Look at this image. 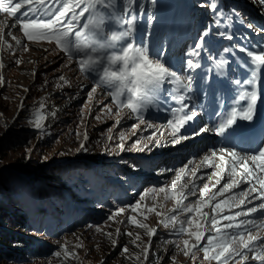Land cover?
I'll use <instances>...</instances> for the list:
<instances>
[{
  "label": "rangeland",
  "instance_id": "1",
  "mask_svg": "<svg viewBox=\"0 0 264 264\" xmlns=\"http://www.w3.org/2000/svg\"><path fill=\"white\" fill-rule=\"evenodd\" d=\"M159 1L163 4L166 0H157L155 3ZM154 11L156 9L152 8ZM182 13L181 24L185 27L186 35L190 36L193 19L190 20L185 10ZM0 15L14 21L7 13L0 12ZM153 20L154 17L151 18ZM220 24L226 25L223 20ZM8 31L11 30L5 28V38L13 47L9 49L0 45V61L5 65L4 69H0V75L6 80L5 84L0 85V214L14 209L27 213V228L13 229L29 240L27 246H20L19 249L15 246L20 245V242L15 240L0 245V264H141L144 246L141 242L149 240L145 231L108 218L118 207L133 204L146 189L165 185L171 189L175 169L162 177L161 181L146 183L148 186L133 194L128 201L118 200L114 190L129 172H139L137 163L141 157L163 148L156 146L154 141L159 139L162 142L164 131L147 124H141L138 129L133 128L139 121L130 120L128 116L116 124L115 109L113 113H108L104 108V105H110L107 96L98 90L89 99L88 93L92 86L85 85L74 68L65 67V64L73 62L67 61L63 54H58L53 44L27 41L22 32L12 28L11 32L28 44L29 50L25 51L7 36ZM44 49L51 51L46 52ZM16 59L21 61L19 65L14 63ZM60 75H64L70 83L60 81ZM56 102H64L62 110L42 124L43 130H38L31 122L38 121L39 113L46 112ZM21 103L23 107H20ZM85 132L88 135L86 141L83 140ZM121 136L124 137L123 141ZM82 142L86 150L78 151ZM121 142L127 150L117 148ZM138 148L144 150L139 151ZM184 160L176 169L188 164L189 169L194 170L195 158ZM92 161L99 165L93 166ZM196 161L199 162V157ZM191 162L193 165L189 164ZM189 169L181 174L185 179L176 178L178 189L191 178ZM214 170L217 171L211 167L204 170L205 173L198 174L196 183L202 187L208 182L209 189H212L217 180L212 175ZM228 179V176H224L215 190L218 191ZM240 190H225L223 195L216 197L215 203L221 199L238 203V199L242 198L239 196ZM210 193L212 191L206 195ZM198 196L197 191L196 197L189 199L194 201ZM146 203L149 206L154 203L156 210L164 214L176 206L171 198L165 199L164 193H158L154 201L149 193ZM3 204L4 207L1 206ZM224 210L226 214H232L241 209L234 207ZM143 213V209L140 215L128 210L116 220H124L129 214L137 215L138 219L153 227L164 219V216L158 217L153 212L148 213V219L144 220ZM180 219H184L183 214L178 216ZM5 224L9 227L8 223ZM96 226H100L102 231H97ZM117 228L121 229L119 235L115 231ZM257 231L252 229L253 235L264 234V229ZM108 232L112 233L111 239L105 235ZM125 232L133 235L129 237L124 235ZM137 233L141 236V241L137 242L140 248L131 243ZM183 239L188 237L180 238L181 248ZM111 240L116 241L115 246ZM165 240H176V237L161 226L152 240L150 255L145 264H173V256L174 264H215L204 261L201 252L196 253L195 260L189 259L172 244H166ZM77 244H83V247H76ZM124 246L129 248L126 254L122 253ZM9 247L16 251L5 255L4 250ZM65 247L69 252L77 253V256H65ZM56 252H60L61 256L56 257ZM137 253H141V261L135 259ZM248 264L255 262L249 260Z\"/></svg>",
  "mask_w": 264,
  "mask_h": 264
},
{
  "label": "snow or ice",
  "instance_id": "2",
  "mask_svg": "<svg viewBox=\"0 0 264 264\" xmlns=\"http://www.w3.org/2000/svg\"><path fill=\"white\" fill-rule=\"evenodd\" d=\"M258 2L264 4V0H258ZM199 6L207 7L216 17L213 24L217 26V35L228 40L233 39L231 32L220 31L218 25L221 20L227 25L228 21L236 15L235 10L225 17L214 0H204ZM0 12L14 18L12 23L0 26V45H5L9 49L13 47L5 38V28L17 29L23 33L27 41H46L53 44L58 54H63L67 61L73 62L65 64L66 68H74L84 78H91L93 81L88 93L89 99L98 89L111 97V105L115 106L116 124H119L125 116L135 114L139 123L133 125V128L138 129L141 124L146 123L143 119L144 111L154 105L158 106L162 99L164 103L170 100L174 105L167 109L171 113L167 119V125L171 129L169 135L172 145L208 132L225 140L236 138L243 132L240 121L254 119L259 99L256 82L264 74V47L256 51L236 46L240 53L245 54L246 59L243 65L250 71L244 80L235 78L229 80L230 84L235 85L236 90L232 107L218 117V122L185 134L182 130H185L198 116L197 111L188 103L197 84L195 77L190 73L201 67L199 61L202 53L208 51L206 45L208 36L211 34L210 28L205 29L197 37L191 49L185 53L187 59L184 61V70L177 71L167 62L166 51L163 48L152 52L147 46L136 44L132 39L139 28L137 17L145 12L138 0H0ZM248 27L251 28L252 25L249 24ZM260 31L264 32V29ZM7 36L11 37L16 45L22 46L25 51L29 50L28 44L11 31L7 32ZM44 51L51 50L44 49ZM223 51L231 53L232 50L225 48ZM209 59L215 60L216 57L209 52ZM14 63L19 65L21 61L16 59ZM220 63L224 64V61ZM4 68V63L0 61V69ZM184 72L189 74L184 75ZM58 78L60 81L70 83L64 75ZM5 83V78L0 75V85ZM166 85L167 89H165ZM40 106L43 108V102ZM20 107H23L22 103ZM104 108L108 113H113L112 106L106 104ZM124 109L128 112L125 113ZM52 115L55 116V113L53 112ZM31 123H34L38 130H43L40 122L32 121ZM77 135L80 134L77 133ZM148 139L151 140L152 137ZM83 140H88L87 132L84 133ZM121 140H124L123 136ZM154 143L158 147L163 146L159 139ZM117 148L121 151L127 150L123 142L119 143ZM79 150H86L83 142ZM137 150L143 151L144 148ZM28 151L30 152L31 149ZM213 158L219 160V163L215 164L217 171L212 173L217 177L216 185L224 179L222 174L229 175V179L218 191L215 190L216 185H213L212 189H209L207 183L200 187L196 183L197 171L189 169V165L185 164L173 170L174 178L171 180L170 190L167 185L146 189L139 194V199L133 204L118 207L109 216L108 219L113 222L131 224L145 231L149 240L146 243L141 242L144 245L143 261H141V253L135 254V259L141 261V264L148 261L152 237L157 234L156 228L150 227L137 218V215L141 214V209L144 210V220L148 219V213L155 212L158 217L164 216V219L159 220L158 223L176 237V240L164 242L172 244L177 251H182L183 255L189 259L195 260L196 253L201 252L204 261L215 262V264H242V262L248 264L249 260L255 264H264V237L252 233V229L264 227V223L258 224L257 220L252 218V215L256 214L264 220V140H261L257 148L250 153H241L233 148L224 147L212 149L205 155L203 166L212 167ZM186 169L191 171V178L188 179V183L181 184L178 189L176 178L185 179L181 174L185 173ZM234 176H239L240 179L234 180L232 178ZM241 183L247 184L248 188L239 193L242 198L238 199V203H229L221 199L213 204L217 196L223 195L225 190L231 191V188H238ZM197 191L199 196L194 201L190 200L189 197H196ZM209 191L213 192L212 196L206 195ZM149 193L152 194L153 201L158 193H164L165 199L171 198L175 201L176 206L170 210L172 214L165 215L157 211L154 203L149 206L146 203ZM234 207L241 210L224 214L225 208L231 210ZM206 209H211V212ZM128 210L137 215L129 214L124 220H116ZM181 214L184 215V219L178 220ZM240 217L248 218L238 219ZM96 228L97 231H102L100 226ZM115 231L119 235L121 229L117 228ZM105 235L109 239L112 237L111 232ZM124 235L131 237L133 233L125 232ZM183 236H187L188 239L182 240L183 248H181L179 240ZM138 241H141L139 233L131 243L140 248ZM111 243L113 246L116 245L115 240H111ZM76 247H83V244H77ZM128 252L129 248L124 246L122 253ZM64 254L77 256V253L69 252L66 247ZM54 255L60 257L61 253L56 252ZM171 259L174 264L175 256Z\"/></svg>",
  "mask_w": 264,
  "mask_h": 264
},
{
  "label": "trees",
  "instance_id": "3",
  "mask_svg": "<svg viewBox=\"0 0 264 264\" xmlns=\"http://www.w3.org/2000/svg\"><path fill=\"white\" fill-rule=\"evenodd\" d=\"M4 207V204L1 205ZM6 221V222H5ZM27 217L25 213H21V211H17V209H14L13 211L6 210L2 214H0V245H6L5 241H11L15 240L17 242H20L15 246V248H20V246H26L28 238L21 235L18 231H15L13 228H26L27 225ZM9 224V227H6V224ZM14 247L13 245H11ZM7 248L4 250L5 255L10 254L13 250L16 251V249Z\"/></svg>",
  "mask_w": 264,
  "mask_h": 264
},
{
  "label": "bare ground",
  "instance_id": "4",
  "mask_svg": "<svg viewBox=\"0 0 264 264\" xmlns=\"http://www.w3.org/2000/svg\"><path fill=\"white\" fill-rule=\"evenodd\" d=\"M264 12V10H263ZM0 22L5 25V24H10L13 22L12 18H7L5 17V15H0ZM8 30H11L12 31V28H8ZM8 64V63H7ZM63 103L64 102H60V103H55L49 110H47L46 112H41L39 113L38 115V122H40L41 124H44L45 122H48V120L51 118V117H54L52 115V113L54 112L55 115H57L61 110H62V106H63ZM170 136H165L166 140H168ZM164 139V138H163ZM88 144V143H87ZM215 171V170H214ZM210 181V176H209V180ZM208 183V182H207ZM208 211V209H207Z\"/></svg>",
  "mask_w": 264,
  "mask_h": 264
}]
</instances>
